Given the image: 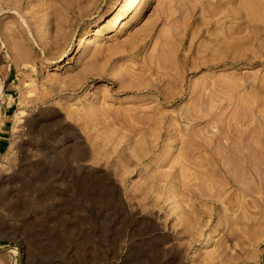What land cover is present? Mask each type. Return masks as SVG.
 I'll use <instances>...</instances> for the list:
<instances>
[{"label":"rangeland","instance_id":"1","mask_svg":"<svg viewBox=\"0 0 264 264\" xmlns=\"http://www.w3.org/2000/svg\"><path fill=\"white\" fill-rule=\"evenodd\" d=\"M146 2L0 0V264H264V0Z\"/></svg>","mask_w":264,"mask_h":264},{"label":"bare ground","instance_id":"2","mask_svg":"<svg viewBox=\"0 0 264 264\" xmlns=\"http://www.w3.org/2000/svg\"><path fill=\"white\" fill-rule=\"evenodd\" d=\"M148 2H149V0H148ZM148 2H146L145 3V5H147L148 4ZM229 33L230 32H228V34H227V32L225 33V34H227V36L229 35ZM224 34V35H225ZM227 36H223V37H227ZM244 37V36H243ZM243 37H241V38H238L237 40L239 41V39H241V42H243L242 41V38ZM47 38H49L48 37V34L46 33V35H45V37H44V39H47ZM72 41V39H70V42ZM240 42V41H239ZM235 43V42H234ZM236 44V43H235ZM240 44V45H239ZM239 44H236V46L235 47H237L238 45H239V47L241 46V43H239ZM245 44V43H244ZM244 44L242 45V46H244ZM226 46H224V47H220V48H218L219 49V51H220V49L221 48H224L223 50H225L226 48H225ZM239 47H237L238 49H239ZM236 48V50H238ZM240 48H242V47H240ZM230 49V48H229ZM223 50L221 49V51L223 52ZM226 50H228V49H226ZM239 51V50H238ZM240 52V51H239ZM225 57V56H224ZM223 58V57H222ZM218 59V58H217ZM218 60H220V59H218ZM223 60V59H222ZM224 61V60H223ZM226 62V61H225ZM89 87H92V86H94L92 83H89V85H88ZM21 122V120L19 121V123ZM17 126H15V128H16ZM17 129V128H16ZM15 132H16V130H15ZM171 161V153H168L166 156H164V160H163V165H166V164H168L169 162ZM217 233H216V231H215V229H213V230H211V231H208L206 234H205V236H204V238H203V240H202V246H208V245H211L212 243H213V239H214V236L216 235Z\"/></svg>","mask_w":264,"mask_h":264},{"label":"crops","instance_id":"3","mask_svg":"<svg viewBox=\"0 0 264 264\" xmlns=\"http://www.w3.org/2000/svg\"><path fill=\"white\" fill-rule=\"evenodd\" d=\"M5 141H6V139L4 137H0V148L4 147V145L6 143Z\"/></svg>","mask_w":264,"mask_h":264}]
</instances>
